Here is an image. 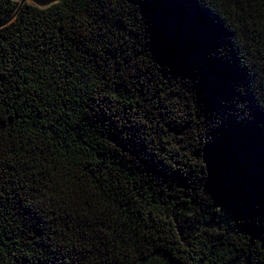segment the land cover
Masks as SVG:
<instances>
[{
    "label": "trees",
    "instance_id": "trees-1",
    "mask_svg": "<svg viewBox=\"0 0 264 264\" xmlns=\"http://www.w3.org/2000/svg\"><path fill=\"white\" fill-rule=\"evenodd\" d=\"M237 74L264 109V0L24 4L0 27V264H264V130L216 102Z\"/></svg>",
    "mask_w": 264,
    "mask_h": 264
},
{
    "label": "snow or ice",
    "instance_id": "snow-or-ice-1",
    "mask_svg": "<svg viewBox=\"0 0 264 264\" xmlns=\"http://www.w3.org/2000/svg\"><path fill=\"white\" fill-rule=\"evenodd\" d=\"M20 2H24V0H20ZM32 5H35L40 2V0H29ZM148 5H144L147 7ZM135 63V61H133ZM228 87L231 90L230 98L225 99L223 97H217L216 102L220 105L222 100L230 101L231 105H235L236 107L232 108L231 115L229 118H233L237 121L238 125L243 127H255L257 129L264 130V121H259L257 119V112L264 114V109H260L259 111L255 110L251 104L247 103V92L248 86L244 83L243 78L237 74L232 78V81L229 83ZM205 110L209 114H214L215 111H210L207 109V105L205 104Z\"/></svg>",
    "mask_w": 264,
    "mask_h": 264
},
{
    "label": "water",
    "instance_id": "water-1",
    "mask_svg": "<svg viewBox=\"0 0 264 264\" xmlns=\"http://www.w3.org/2000/svg\"><path fill=\"white\" fill-rule=\"evenodd\" d=\"M14 2H18V6L16 8V10L14 11V13L9 17L7 18L3 23L0 24V27H3L7 24H9L16 16V14L18 13L19 9L24 5V4H30L32 5L29 0H24V2H20V0H13ZM59 1L61 0H40L39 3L33 5V6H36L37 8H48L50 7L51 5H54L56 3H58Z\"/></svg>",
    "mask_w": 264,
    "mask_h": 264
}]
</instances>
